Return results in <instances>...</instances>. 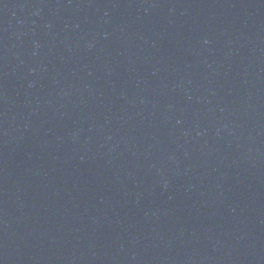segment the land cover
<instances>
[{"label":"water","instance_id":"1","mask_svg":"<svg viewBox=\"0 0 264 264\" xmlns=\"http://www.w3.org/2000/svg\"><path fill=\"white\" fill-rule=\"evenodd\" d=\"M0 264H264V0H0Z\"/></svg>","mask_w":264,"mask_h":264}]
</instances>
